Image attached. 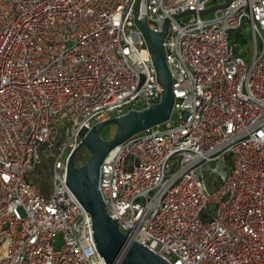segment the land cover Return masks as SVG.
<instances>
[{
    "label": "built area",
    "instance_id": "obj_1",
    "mask_svg": "<svg viewBox=\"0 0 264 264\" xmlns=\"http://www.w3.org/2000/svg\"><path fill=\"white\" fill-rule=\"evenodd\" d=\"M226 1L0 0V264H104L66 165L92 126L160 101L135 17L171 19L174 103L104 158L107 214L169 264H264V0L202 18Z\"/></svg>",
    "mask_w": 264,
    "mask_h": 264
},
{
    "label": "water",
    "instance_id": "obj_2",
    "mask_svg": "<svg viewBox=\"0 0 264 264\" xmlns=\"http://www.w3.org/2000/svg\"><path fill=\"white\" fill-rule=\"evenodd\" d=\"M230 1L227 0L224 5L208 9L202 14L214 9H223ZM169 21L170 18L165 19L160 32H153L149 30L145 17H140L139 20L134 18L135 26L145 41L155 70L156 82L160 88L159 103L151 104L142 110L128 111L119 117L92 126L83 133L81 142L67 161L64 185L88 213L94 245L104 264H169L147 247L129 240L118 230L116 223L107 214L98 190L99 170L106 155L131 137L165 123L171 116L174 97L163 49ZM107 126L114 128V134L112 138L104 140L100 134ZM80 150H85L88 157L82 165L77 166L75 158Z\"/></svg>",
    "mask_w": 264,
    "mask_h": 264
},
{
    "label": "rangeland",
    "instance_id": "obj_3",
    "mask_svg": "<svg viewBox=\"0 0 264 264\" xmlns=\"http://www.w3.org/2000/svg\"><path fill=\"white\" fill-rule=\"evenodd\" d=\"M212 17H213V13L212 12H209V13H206V14L202 15V18L203 19H210ZM244 35H245V39H246V44L239 43V47L241 48V51H244L245 49H247L248 47H250V52L249 53L252 55L253 46H252V43H250L249 32H247V31L244 32ZM113 134H114V128L111 127V126H107V127H105L102 130V132H101L100 135H101V138L104 137V136H108V139H110V138H112ZM82 163H84V161H82Z\"/></svg>",
    "mask_w": 264,
    "mask_h": 264
},
{
    "label": "trees",
    "instance_id": "obj_4",
    "mask_svg": "<svg viewBox=\"0 0 264 264\" xmlns=\"http://www.w3.org/2000/svg\"><path fill=\"white\" fill-rule=\"evenodd\" d=\"M102 139L107 140L108 136H104L102 137ZM80 161L79 156L76 157L75 159V163L78 164ZM48 166V164H47ZM39 178L36 180L38 182V184L40 185L41 189L47 193L48 192V187H49V178H48V174L46 171V167L45 166H40L36 169L35 172Z\"/></svg>",
    "mask_w": 264,
    "mask_h": 264
}]
</instances>
